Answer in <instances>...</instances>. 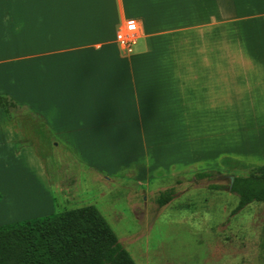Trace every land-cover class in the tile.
<instances>
[{"label": "crops", "instance_id": "1", "mask_svg": "<svg viewBox=\"0 0 264 264\" xmlns=\"http://www.w3.org/2000/svg\"><path fill=\"white\" fill-rule=\"evenodd\" d=\"M228 157L264 163V0H0L5 221Z\"/></svg>", "mask_w": 264, "mask_h": 264}, {"label": "rangeland", "instance_id": "2", "mask_svg": "<svg viewBox=\"0 0 264 264\" xmlns=\"http://www.w3.org/2000/svg\"><path fill=\"white\" fill-rule=\"evenodd\" d=\"M220 161L204 176L192 169L158 174L142 184L102 182L101 196L62 199L61 211L93 204L105 212L108 220L101 215L136 264H264V202L232 213L239 197L229 189V175L246 172L252 163L231 157ZM169 188L172 199L158 205V193ZM7 211L0 226L26 220L5 221L13 213Z\"/></svg>", "mask_w": 264, "mask_h": 264}, {"label": "trees", "instance_id": "3", "mask_svg": "<svg viewBox=\"0 0 264 264\" xmlns=\"http://www.w3.org/2000/svg\"><path fill=\"white\" fill-rule=\"evenodd\" d=\"M246 168L234 175L231 191L239 201L232 213L251 202H264V163ZM171 199L169 188L158 193L156 202L162 206ZM0 264L136 263L97 208L85 205L1 225Z\"/></svg>", "mask_w": 264, "mask_h": 264}, {"label": "built area", "instance_id": "4", "mask_svg": "<svg viewBox=\"0 0 264 264\" xmlns=\"http://www.w3.org/2000/svg\"><path fill=\"white\" fill-rule=\"evenodd\" d=\"M138 33L139 25L137 21L134 19H127L123 24L119 25L116 30V41L118 46L127 53L132 52Z\"/></svg>", "mask_w": 264, "mask_h": 264}, {"label": "water", "instance_id": "5", "mask_svg": "<svg viewBox=\"0 0 264 264\" xmlns=\"http://www.w3.org/2000/svg\"><path fill=\"white\" fill-rule=\"evenodd\" d=\"M229 179H230L229 189H231V185H232V182H233L234 176H233V175H229Z\"/></svg>", "mask_w": 264, "mask_h": 264}]
</instances>
